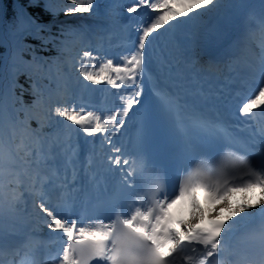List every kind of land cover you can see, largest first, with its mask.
<instances>
[{
    "label": "snow or ice",
    "instance_id": "snow-or-ice-1",
    "mask_svg": "<svg viewBox=\"0 0 264 264\" xmlns=\"http://www.w3.org/2000/svg\"><path fill=\"white\" fill-rule=\"evenodd\" d=\"M0 264H264V0H0Z\"/></svg>",
    "mask_w": 264,
    "mask_h": 264
},
{
    "label": "bare ground",
    "instance_id": "bare-ground-1",
    "mask_svg": "<svg viewBox=\"0 0 264 264\" xmlns=\"http://www.w3.org/2000/svg\"><path fill=\"white\" fill-rule=\"evenodd\" d=\"M184 205H186L185 208L187 209V213H188V211H189V209H190V204L187 202V203H185ZM180 211H181V209H178V210H177V213L179 214Z\"/></svg>",
    "mask_w": 264,
    "mask_h": 264
},
{
    "label": "rangeland",
    "instance_id": "rangeland-1",
    "mask_svg": "<svg viewBox=\"0 0 264 264\" xmlns=\"http://www.w3.org/2000/svg\"><path fill=\"white\" fill-rule=\"evenodd\" d=\"M250 1H252V0H250Z\"/></svg>",
    "mask_w": 264,
    "mask_h": 264
}]
</instances>
